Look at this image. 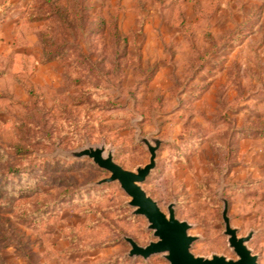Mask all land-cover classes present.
Instances as JSON below:
<instances>
[{
	"label": "rangeland",
	"instance_id": "1",
	"mask_svg": "<svg viewBox=\"0 0 264 264\" xmlns=\"http://www.w3.org/2000/svg\"><path fill=\"white\" fill-rule=\"evenodd\" d=\"M191 225L192 253L237 259L224 203L264 264V0H0V264H169L110 174L113 151Z\"/></svg>",
	"mask_w": 264,
	"mask_h": 264
},
{
	"label": "water",
	"instance_id": "2",
	"mask_svg": "<svg viewBox=\"0 0 264 264\" xmlns=\"http://www.w3.org/2000/svg\"><path fill=\"white\" fill-rule=\"evenodd\" d=\"M150 153L149 163L131 171L116 163L111 149L104 146H87L69 154L72 158H89L100 169L108 172L109 177L102 179L98 185L117 182L121 189L129 196L128 205L134 208L133 214L144 217L148 222V229L153 232L155 241L147 246H140L132 238H125L130 245V257H142L147 260L155 255H162L169 264H259L258 256L248 247L254 233L245 237L238 235V230L231 225L228 217V202L224 203L223 221L224 235L228 238L229 247L237 259H229L223 255L200 257L192 253V245L198 237L189 234L191 225L177 219L173 205L168 207V214L163 212L158 203L144 190L142 184L147 180L156 167L157 151L162 142L149 138L140 139Z\"/></svg>",
	"mask_w": 264,
	"mask_h": 264
}]
</instances>
